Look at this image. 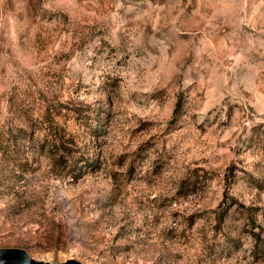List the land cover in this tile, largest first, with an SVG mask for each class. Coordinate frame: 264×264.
Instances as JSON below:
<instances>
[{
    "label": "rangeland",
    "instance_id": "rangeland-1",
    "mask_svg": "<svg viewBox=\"0 0 264 264\" xmlns=\"http://www.w3.org/2000/svg\"><path fill=\"white\" fill-rule=\"evenodd\" d=\"M5 248L264 264V0H0Z\"/></svg>",
    "mask_w": 264,
    "mask_h": 264
},
{
    "label": "water",
    "instance_id": "water-1",
    "mask_svg": "<svg viewBox=\"0 0 264 264\" xmlns=\"http://www.w3.org/2000/svg\"><path fill=\"white\" fill-rule=\"evenodd\" d=\"M0 264H54L34 260L23 249L5 248L0 249Z\"/></svg>",
    "mask_w": 264,
    "mask_h": 264
},
{
    "label": "trees",
    "instance_id": "trees-1",
    "mask_svg": "<svg viewBox=\"0 0 264 264\" xmlns=\"http://www.w3.org/2000/svg\"><path fill=\"white\" fill-rule=\"evenodd\" d=\"M180 102H178V105H179ZM47 141H48V138L46 137L45 138V142H46V145H47ZM52 144H51V150L49 151L50 154L52 155V159H54L55 161L57 162H60L64 159V150H68V148H66V146H64V143L63 141L61 140V138H57L55 137L53 140H52ZM74 153H77V152H74L71 150V154H74ZM252 235L253 237L255 238V241H259L261 239V233H255V232H252Z\"/></svg>",
    "mask_w": 264,
    "mask_h": 264
}]
</instances>
